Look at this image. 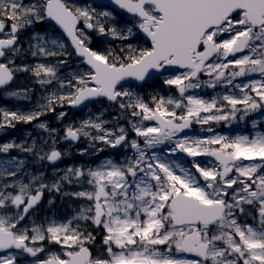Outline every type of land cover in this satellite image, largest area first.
I'll use <instances>...</instances> for the list:
<instances>
[{
  "label": "snow or ice",
  "instance_id": "6c2138e0",
  "mask_svg": "<svg viewBox=\"0 0 264 264\" xmlns=\"http://www.w3.org/2000/svg\"><path fill=\"white\" fill-rule=\"evenodd\" d=\"M20 75L41 91L0 132L46 135L0 142V264H264V131H216L264 127V0H0V95L32 102ZM105 101L62 136L41 119ZM82 141L122 155L56 167Z\"/></svg>",
  "mask_w": 264,
  "mask_h": 264
},
{
  "label": "rangeland",
  "instance_id": "374dc122",
  "mask_svg": "<svg viewBox=\"0 0 264 264\" xmlns=\"http://www.w3.org/2000/svg\"><path fill=\"white\" fill-rule=\"evenodd\" d=\"M205 78L206 77H202ZM40 88H39V93H40ZM141 91V90H140ZM216 91H221L220 88H217L215 90L213 89H202V90H196V94L197 95H201L204 97H209L211 95H214ZM143 93V92H142ZM108 107V103L105 101L103 104H96L93 103L91 105H89L86 109H83L81 111H72L70 113H68V115L65 117L63 122H58L55 118L54 119H48V121L50 122L52 127H56L58 129H60V135H63V125L67 124L69 122L72 121H80L83 120L85 118H87L90 114L93 113H98L99 111H101L103 108H107ZM114 114V110L109 108V110L105 113L104 118L105 119H111L112 115ZM257 117L259 116V114H256ZM207 127V126H205ZM216 131L221 133V134H228V135H235L237 133L240 134H254L256 131H264V127H258L256 129L252 128L251 125V120L249 119L248 122H242V123H233L230 127H226L224 124H221L220 126H218L216 128ZM190 135H201V136H206V135H210V133L207 132H202L200 130V126L196 125L194 127V129L192 131H189ZM42 135H46L45 133H42L41 131L39 132L38 136H42ZM61 142L57 145L58 148L60 149H69V145L68 146H60ZM87 142L86 141H82L79 143H75L71 146L70 148V152L71 155L66 156L65 160L68 161V163H65L61 166H59V168H65L69 165H88V166H93L97 163H99L100 161H102L105 158H119L122 153L120 150H116L114 153L109 154L108 150L106 149L104 152L98 153L97 155H85V156H81L77 153L78 149H83L85 147H87ZM198 159H204L202 157L198 158ZM40 167H44V171L46 172L47 176L49 178H51L54 173L52 171V168H48V165L46 166H42L39 165ZM31 170V168H29ZM70 190H77L75 188H72ZM48 199V195L46 194L45 196V202ZM80 203V201H76V200H72L69 198H64L63 200L60 199L59 196H56V203L53 206L52 211H55L59 216H70L73 212V210L77 207V205ZM45 211L44 208L42 207L41 209V215H44ZM66 214V215H65Z\"/></svg>",
  "mask_w": 264,
  "mask_h": 264
},
{
  "label": "flooded vegetation",
  "instance_id": "af4514ba",
  "mask_svg": "<svg viewBox=\"0 0 264 264\" xmlns=\"http://www.w3.org/2000/svg\"><path fill=\"white\" fill-rule=\"evenodd\" d=\"M27 86H31V87L35 88V90H36V95L33 96L32 102L10 99V98L4 97L3 95H0V107H7V108L12 109V110H17V109L28 110L32 106V104H34L36 96L39 94V86L35 85V84H31L30 80L25 75L18 76L16 83L13 85L14 88H22V87H27ZM59 110L60 109H58V111ZM64 111H66L67 113H70L72 111L77 112V110H72V109H69L68 107H65ZM54 118H55L54 114H49L47 117H41L42 120H45V119L51 120ZM39 132L40 131L35 129L32 124H27V125L18 124L15 129H8L6 132H0V142H5V141L11 140L13 138H15L17 141H19V140L25 138L26 133H31V135L33 137H36V136H38ZM12 155H17V154L12 153ZM21 155H23V154H21ZM63 163L64 164L68 163V161L63 159V161H61L59 166L62 165ZM28 166H29V168H31V170H34V169H37L40 167L38 164L37 165L32 164L31 157L28 158Z\"/></svg>",
  "mask_w": 264,
  "mask_h": 264
},
{
  "label": "water",
  "instance_id": "95a60500",
  "mask_svg": "<svg viewBox=\"0 0 264 264\" xmlns=\"http://www.w3.org/2000/svg\"><path fill=\"white\" fill-rule=\"evenodd\" d=\"M106 3L107 2V0H96V3ZM65 142V141H64ZM65 143H67V142H65Z\"/></svg>",
  "mask_w": 264,
  "mask_h": 264
},
{
  "label": "trees",
  "instance_id": "16d2710c",
  "mask_svg": "<svg viewBox=\"0 0 264 264\" xmlns=\"http://www.w3.org/2000/svg\"><path fill=\"white\" fill-rule=\"evenodd\" d=\"M156 91H159V88L157 87V89H155ZM148 93H151L152 92V90L151 89H149L148 91H147Z\"/></svg>",
  "mask_w": 264,
  "mask_h": 264
}]
</instances>
